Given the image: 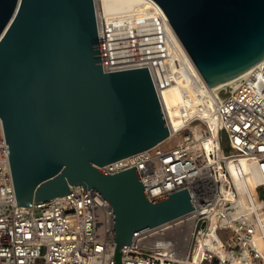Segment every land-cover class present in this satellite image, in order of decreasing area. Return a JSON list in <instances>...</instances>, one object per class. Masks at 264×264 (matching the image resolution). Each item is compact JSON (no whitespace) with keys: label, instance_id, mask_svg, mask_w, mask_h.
<instances>
[{"label":"water","instance_id":"obj_1","mask_svg":"<svg viewBox=\"0 0 264 264\" xmlns=\"http://www.w3.org/2000/svg\"><path fill=\"white\" fill-rule=\"evenodd\" d=\"M210 89L264 59V0H153ZM0 118L16 205L81 184L113 209L114 261L141 231L193 209L147 199L135 166H97L167 138L147 66L104 72L94 0H0Z\"/></svg>","mask_w":264,"mask_h":264},{"label":"built area","instance_id":"obj_2","mask_svg":"<svg viewBox=\"0 0 264 264\" xmlns=\"http://www.w3.org/2000/svg\"><path fill=\"white\" fill-rule=\"evenodd\" d=\"M94 10L103 71L147 66L169 130L151 148L97 168L135 166L147 199L186 187L193 205L136 233L120 248L121 263L264 264V59L232 88L210 89L155 1L112 17ZM172 88L179 99L168 105ZM230 162L250 182L243 193ZM69 191L16 205L0 118V264H115L111 205L93 188Z\"/></svg>","mask_w":264,"mask_h":264},{"label":"bare ground","instance_id":"obj_3","mask_svg":"<svg viewBox=\"0 0 264 264\" xmlns=\"http://www.w3.org/2000/svg\"><path fill=\"white\" fill-rule=\"evenodd\" d=\"M141 0H94L95 7L97 12L101 15L102 13L105 16L112 17L113 15L121 12L128 11L129 9L133 8L135 4L139 3ZM250 70L243 73L241 76H238L237 78L226 82L224 84H221L218 88L226 86L227 88H232L240 79H242ZM215 88V89H218ZM165 99L168 103V105H172L176 103L179 99V94L176 89L172 88L170 90L164 91ZM239 161V167L240 169L246 170L247 164L246 160L243 156H238ZM228 169L235 181L236 188L240 193H243L245 188V185L250 183L247 179V176H244L240 178L237 174L236 167L232 162L228 164Z\"/></svg>","mask_w":264,"mask_h":264},{"label":"rangeland","instance_id":"obj_4","mask_svg":"<svg viewBox=\"0 0 264 264\" xmlns=\"http://www.w3.org/2000/svg\"><path fill=\"white\" fill-rule=\"evenodd\" d=\"M177 140H178V137H176V138H173V139H171V140H169V141H167L166 143H165V147H167V146H174V145H176V143H177ZM240 156V155H239ZM187 228V227H186Z\"/></svg>","mask_w":264,"mask_h":264}]
</instances>
